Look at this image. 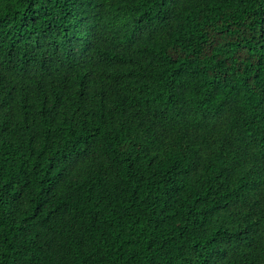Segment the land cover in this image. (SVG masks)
I'll return each mask as SVG.
<instances>
[{
	"label": "trees",
	"instance_id": "1",
	"mask_svg": "<svg viewBox=\"0 0 264 264\" xmlns=\"http://www.w3.org/2000/svg\"><path fill=\"white\" fill-rule=\"evenodd\" d=\"M0 264H264V0H0Z\"/></svg>",
	"mask_w": 264,
	"mask_h": 264
}]
</instances>
